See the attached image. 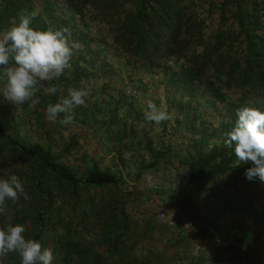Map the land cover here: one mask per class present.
<instances>
[{
    "label": "trees",
    "instance_id": "trees-1",
    "mask_svg": "<svg viewBox=\"0 0 264 264\" xmlns=\"http://www.w3.org/2000/svg\"><path fill=\"white\" fill-rule=\"evenodd\" d=\"M42 1V12L31 26L42 30L67 27L71 38L83 47L75 52L71 68L47 84L48 88L57 86L61 91L52 95L40 89L35 98L40 100L41 94V102L48 98L54 104L61 95H67L68 88H79L78 84L89 78L88 72L99 64L103 72H107L105 61L99 62L98 51L92 49L86 31L89 28L86 14L90 12L94 19L109 27L117 52L139 63L157 65L172 59L179 63L187 58V63L181 64L179 69L163 63L167 85L183 98L198 96L200 86L205 84L201 95L208 94L216 102H226V95L210 79L213 76L226 89L237 88L242 93L238 102L227 103L228 119L221 123L218 131H209L207 127L198 131L193 127L196 132L188 144L189 182L186 187H208L221 175H227L228 180L235 174L245 176L246 169L253 165L239 164L234 150L225 147L224 139L238 118L237 109L246 106L245 98H260L263 106L257 104L255 107L264 108V0H222L217 5L221 17L219 27L207 41L202 40L205 20L197 18L196 7L200 0ZM205 2L212 15L215 2ZM22 10H35L33 0H0V30L9 27L13 18L18 19ZM228 18L231 20L229 28ZM195 38L201 39L203 44L199 53L189 48ZM209 70L212 74L207 75ZM119 94L124 96L123 91L119 90ZM87 102L72 111L83 123L96 120L101 113L96 103ZM173 104L184 113L189 109L176 97ZM132 108L133 103L129 105L128 116L132 115ZM115 115L114 109L107 122L108 128L118 124ZM110 133L119 139V150L124 143L132 148L136 146L132 125L127 129L126 123H120L119 129ZM215 135L220 136L222 145L208 148ZM141 140L138 145L145 144L153 152L151 142ZM77 145L76 137H71L58 153L52 146L31 144L22 138L9 116H0V159L10 156L21 160L17 175L21 176L29 196L27 200L21 197L15 204L9 202L6 213L0 215V223L25 224L29 238L39 239L44 247L53 249V264H163L166 257L153 248L145 245L139 250L141 242L151 238L153 227L141 228L133 220L128 211L127 192L120 181L98 170L81 175L61 162L62 155L71 154ZM159 160L160 156L152 165ZM5 262L20 264V257L9 254Z\"/></svg>",
    "mask_w": 264,
    "mask_h": 264
},
{
    "label": "rangeland",
    "instance_id": "rangeland-1",
    "mask_svg": "<svg viewBox=\"0 0 264 264\" xmlns=\"http://www.w3.org/2000/svg\"><path fill=\"white\" fill-rule=\"evenodd\" d=\"M213 1L212 15L205 0H200L196 7L197 18L205 20L204 41L220 24L217 5L222 0ZM33 5L35 10L42 12V0H33ZM86 19L91 47L98 51L99 62L105 61L108 68L105 73L99 64L88 72L89 78L78 84L79 88L92 89L87 103H96L101 108L96 120L83 123L74 117V124L65 125L61 123L63 116L60 115L56 121H50L47 107L51 103L48 98L41 102V94L40 100L33 98L34 103L14 106L4 101L0 93V116H9L22 138L29 143L52 146L58 153L71 137H76V149L62 155L61 162L81 175L92 170L114 175L127 192L128 211L133 220L141 228L153 227L151 238L143 240L139 250L145 245L153 248L166 257L163 264H264V182L246 181V176L235 174L229 180L227 175H221L208 187H186L189 182L188 144L196 132L193 129L199 131L207 127L209 131H218L221 123L228 119L227 103L238 102L242 93L237 88L226 89L213 76L210 79L226 95V102H216L208 94L201 95L205 84L200 86L198 96L183 98L167 85L163 63L179 69L181 64L187 63V58L179 63L174 59L157 65L139 63L123 52H117L106 24L98 22L90 12ZM230 24L228 18L227 28ZM192 44L189 48L193 51L203 50L201 39H193ZM210 74L212 70L207 75ZM49 82H43L40 89H47ZM119 90L124 96H120ZM44 94L48 93L45 91ZM174 97L189 107L185 113L173 104ZM149 100L162 105L172 119L161 124L146 120L144 113ZM132 103L133 113L128 116ZM245 103L246 106H263L262 100L253 96L245 98ZM114 109L118 124L108 128L107 122ZM71 114L74 116L73 112ZM120 123H126L127 129L133 126L136 141L133 148L124 143L119 150V139L111 135L110 131L115 133ZM140 139H148L153 152L145 144L138 145ZM213 145H222L219 135L211 138L208 148ZM159 156L158 164L152 165ZM14 159L10 156L0 159V178L17 175L21 160ZM160 211L168 217L174 213L177 223L169 226L159 220ZM189 220L194 221L193 226H187ZM5 259L0 257V264H6Z\"/></svg>",
    "mask_w": 264,
    "mask_h": 264
},
{
    "label": "clouds",
    "instance_id": "clouds-1",
    "mask_svg": "<svg viewBox=\"0 0 264 264\" xmlns=\"http://www.w3.org/2000/svg\"><path fill=\"white\" fill-rule=\"evenodd\" d=\"M38 15V10H22L18 19L13 18L9 27L0 30V93L14 106L34 103L42 83L61 77L71 68L75 52L83 47L71 38L67 27L33 28ZM45 91L55 95L61 89L52 86ZM91 91L90 87L68 88L67 95L48 105V119L54 122L64 114L61 123L74 124L72 111L86 104ZM144 116L156 124L172 119L162 105L152 100L147 102ZM236 116L234 126L225 133L224 145L234 150L239 164L253 165L245 171L248 180L259 178L264 182V108L244 106L237 109ZM21 197L29 199L20 176L0 178V215L6 213L9 202L15 204ZM26 231L23 223H0V257L17 254L20 264H52L53 249L44 247L39 239L29 238Z\"/></svg>",
    "mask_w": 264,
    "mask_h": 264
},
{
    "label": "built area",
    "instance_id": "built-area-1",
    "mask_svg": "<svg viewBox=\"0 0 264 264\" xmlns=\"http://www.w3.org/2000/svg\"><path fill=\"white\" fill-rule=\"evenodd\" d=\"M159 220H162L164 223L168 224L169 226H173L177 223V219L174 213H172L169 217L166 216V213L164 211H160V213H158L157 215ZM194 225V221L193 220H189L187 222V226H193ZM214 232V231H212Z\"/></svg>",
    "mask_w": 264,
    "mask_h": 264
}]
</instances>
